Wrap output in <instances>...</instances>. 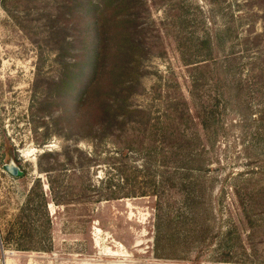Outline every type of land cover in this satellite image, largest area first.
I'll list each match as a JSON object with an SVG mask.
<instances>
[{"label":"rangeland","instance_id":"obj_1","mask_svg":"<svg viewBox=\"0 0 264 264\" xmlns=\"http://www.w3.org/2000/svg\"><path fill=\"white\" fill-rule=\"evenodd\" d=\"M0 264H264V0H0Z\"/></svg>","mask_w":264,"mask_h":264},{"label":"trees","instance_id":"obj_2","mask_svg":"<svg viewBox=\"0 0 264 264\" xmlns=\"http://www.w3.org/2000/svg\"><path fill=\"white\" fill-rule=\"evenodd\" d=\"M99 44H100V40H99ZM128 46L130 49H133V47H132L133 44H132V46H131L130 42L128 44L127 39H125V41L120 40L118 42L119 49H118L116 56H115L116 63H115V66L112 68V73H111L113 80L116 79V77L118 75L117 73L121 68L120 57L123 56L124 54H126V52L128 51V49H127ZM102 49L104 50V47L98 48V51H97L95 59H94L93 81H92L90 87L88 89H86L85 91H83L82 94H80L78 102L81 104V107H83L86 103H88L90 101V99L92 98V96L95 93H97L100 89V85H99L100 76L102 75L103 66H104V62H105V56H104V52ZM261 75H263L262 71H261ZM201 118H203V117H201ZM203 122L205 123L204 119H203ZM44 155H50V154L45 153ZM48 185H49V188H50L51 194H52V192H53L52 185H51V183H49ZM107 200H109V199H107Z\"/></svg>","mask_w":264,"mask_h":264},{"label":"water","instance_id":"obj_3","mask_svg":"<svg viewBox=\"0 0 264 264\" xmlns=\"http://www.w3.org/2000/svg\"><path fill=\"white\" fill-rule=\"evenodd\" d=\"M3 170H4L6 173H8V174H10V175H12V176H14V177H19V176L22 175V173H21V171L19 170V168L16 167L15 164H14L13 162H10L9 164L4 165V166H3Z\"/></svg>","mask_w":264,"mask_h":264}]
</instances>
